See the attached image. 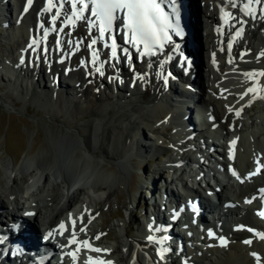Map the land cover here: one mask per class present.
<instances>
[{
    "label": "bare ground",
    "instance_id": "6f19581e",
    "mask_svg": "<svg viewBox=\"0 0 264 264\" xmlns=\"http://www.w3.org/2000/svg\"><path fill=\"white\" fill-rule=\"evenodd\" d=\"M53 3L52 11L46 12L47 0H33L31 6L27 0H0V24L6 30L1 37L9 48L6 59H0V79L6 75L24 99L31 94L46 115L61 113L66 127L50 130L56 142L31 157L26 153L19 163L0 157L5 178L0 185V256L4 257L0 264L13 260L12 264H256L252 252L258 253L264 264V240L248 231L264 222L254 211L257 188L264 185V108L255 109L256 100L264 102V76L259 75L264 71V0L252 5L254 15L242 11L247 2L235 8L223 32L219 31L220 0H201L200 9L196 0H190L193 31L182 36L177 46L183 59L172 51L168 57L140 61L131 47L132 54L120 48V57L112 63L106 44L109 32L101 39L92 20H76L74 25L67 22L60 33L52 30L53 15L60 13L55 21L57 29L62 20L68 21L72 10L70 0ZM203 23L206 65L203 79L195 81L187 61L199 52ZM47 28L50 31L45 37ZM32 35L37 36V43L29 47ZM93 39L96 44L89 47ZM72 47H76L74 54ZM89 49L99 54L95 64L89 62ZM101 64L103 75L96 72ZM245 72L253 75L247 77ZM249 88L256 91L244 95ZM194 105L206 108L200 112ZM193 111L198 112V124ZM245 117L251 119L248 128ZM145 126L151 132L146 138ZM77 127H84L87 133L74 135ZM170 127L174 128L172 136L164 135L161 140L159 135L169 132ZM120 129L126 133L123 149L118 151L111 143ZM60 132L66 134L63 148L56 138ZM185 146L196 149L197 154L187 158ZM132 148L144 153L159 148L176 150L167 163L173 170L183 166L175 180L186 196L166 187L158 197L161 201L163 197L171 199L174 204L167 201L165 208H160L154 200L137 232L120 223L122 238L103 242L99 239L102 229H91L90 225L103 207L101 201L117 198L123 179L116 172H104L99 158L105 156L127 169ZM165 165L160 168L165 169ZM23 177L25 181L19 183ZM205 181H215L218 190L213 194L218 206L212 207L195 189ZM192 198L201 199L202 211L193 213L187 208ZM29 222L27 233L24 227ZM37 232L46 234L49 248L54 250L43 262L34 259L42 252L39 242L32 240ZM221 236L227 237L225 244L219 241ZM13 237L18 239L20 255L11 252ZM69 253L77 259L74 261Z\"/></svg>",
    "mask_w": 264,
    "mask_h": 264
},
{
    "label": "rangeland",
    "instance_id": "374dc122",
    "mask_svg": "<svg viewBox=\"0 0 264 264\" xmlns=\"http://www.w3.org/2000/svg\"><path fill=\"white\" fill-rule=\"evenodd\" d=\"M198 2H200V0H198ZM4 27L0 24V59H6L9 50L7 43L1 37V35L6 32ZM201 34L203 35V39L198 49L199 52L194 56L195 59L192 62L194 63L192 71L190 70L191 74L196 79L195 81L203 79V69L204 65H206L203 53L206 43V29L204 24L201 27ZM199 36L200 35H197V37ZM191 65L190 63V66ZM166 71H168V69ZM2 75L3 80L2 78L0 79V157L13 158L15 163H19L26 153L31 157L38 152L39 149L42 150L48 146V144L56 142L53 141L54 139L51 136L52 130L58 131L61 128L66 130V127L63 124V115L61 113L54 116L53 114L46 115L43 106H41L39 102L32 100L31 94L24 99L18 86L12 82H8L5 78L6 75ZM196 92H198V89H196ZM255 104L256 110H263V101L256 100ZM244 120L245 127L248 128L251 119L245 117ZM170 128L169 132L159 135L161 140L164 138V135L172 136L174 128ZM62 133L63 132L56 133L57 141H59L60 144H64L66 137V134ZM72 133L78 136V133L86 134L87 130L84 127H77ZM125 133L126 130L124 129H120L116 132V136L111 143V147H113L114 150L121 151L123 149V136ZM148 134H151V132L146 126L143 127V136L146 138ZM152 137L153 135H150L149 139L153 141ZM182 141L184 140L182 139ZM183 151L187 155V158H191L193 155L197 154L196 149L186 146ZM175 152L177 151L173 149L164 150L159 148L154 153H144L132 148L129 167L127 169L123 168L121 163L105 156H100L98 151L95 152L100 156L99 160L103 165L104 172H116L123 179V183L119 184L117 198H113L106 202L101 201L103 207L100 209L99 215H96L97 217L94 220L96 222L93 221L90 225L91 229L94 227H96L95 229H102V235L99 238L100 241L114 242L116 239H121L122 232L120 231L122 227H120V223L126 227L128 231L137 232L138 228L143 225V221L148 218L150 205L154 203V200L157 202L159 201L158 196L160 192L166 187L171 190L173 189L175 193L177 189L179 190L175 177L182 171L183 166L173 170L170 169V164L167 163L168 156ZM163 163L167 165L165 169L160 168ZM3 176L4 172L2 168H0V185L5 183V178ZM25 179L26 177L20 178L18 182L23 183ZM15 196L21 200L20 193H17ZM24 214L26 217L27 213L24 212ZM14 250L15 246L12 241L11 251L14 252ZM165 253L163 252V256H165ZM3 260L4 257L0 256V261L2 262Z\"/></svg>",
    "mask_w": 264,
    "mask_h": 264
},
{
    "label": "snow or ice",
    "instance_id": "6c2138e0",
    "mask_svg": "<svg viewBox=\"0 0 264 264\" xmlns=\"http://www.w3.org/2000/svg\"><path fill=\"white\" fill-rule=\"evenodd\" d=\"M71 6H72V12L71 15L68 17V23L69 24H75L76 20L80 19H87L83 15L84 9L88 8V3H85V0H70ZM91 4L93 5L92 8V15L97 18L99 21V33L100 38L103 39L105 32L110 31L112 28L113 21L117 19L116 13L118 10L125 11L124 16V27L128 30V32L131 34L130 39L127 42L132 43L134 46H138L140 44H143V52H141V55H154L155 52L153 49L157 46L163 47V41L170 40V37L167 34L166 28L172 27V23L168 17V15L163 11L160 4L157 2V0H90ZM33 3V0H27V5L31 6ZM262 3V0H247V3L244 5L242 11H244L245 15H254L256 12V9L252 7L253 4L260 5ZM77 4L83 5V7L79 10H77ZM233 6H235V3L233 2ZM53 7H55L53 0H47V7H45L44 11L51 12ZM60 7H63V4L60 5ZM25 11L28 9L25 8ZM264 11V9H261ZM60 13L59 11L56 12L55 15L52 17V23H53V31H56L55 28V21L59 17ZM230 15V14H227ZM73 17L75 19H73ZM178 19V17H177ZM44 26L41 25V28ZM90 28H91V22H90ZM178 28V25H177ZM60 31H63V29H60ZM242 31V30H241ZM48 30L45 29L44 36L47 37ZM237 35H240V32H237ZM33 44H36L37 41H33ZM59 43V41H57ZM96 44V40L93 39L92 43L89 45V47H92V45ZM32 45H29L31 47ZM229 49H231V44L228 45ZM112 56L116 57V43L115 40L112 42ZM127 51V50H125ZM139 51V48H138ZM215 55V54H213ZM262 56H264V52L261 53ZM93 56V64H95L96 60L99 59V54L97 52L92 53ZM215 63V61H213ZM83 63V61H81ZM103 65L101 64L100 67L96 68V72H99L100 75H103L104 73L101 71V68ZM245 76L251 77L253 73L251 72H245ZM259 75L264 76V71H261ZM142 79V77H141ZM256 89L249 88L247 92L244 93V95H247L248 92H255ZM241 99H243V96H241ZM239 115V112L236 113ZM236 141H231L232 145H235ZM229 157H233V153L230 151ZM259 171V168L257 169V172ZM232 174L234 176H237V179H240V177L237 175L236 171L233 170ZM256 173H251L250 175H255ZM261 192H264V189H260ZM248 203H251L252 201H247ZM257 215L264 218V210L258 211ZM73 223H75L73 221ZM65 228V225L61 223L60 229L63 230ZM248 231H252V229H248ZM51 235V233H49ZM209 236H212L213 233L210 231L208 233ZM260 236V239L264 240V232L258 234ZM48 237L46 236L45 239ZM98 238V237H97ZM148 239H152V237H149ZM75 242V240H73ZM86 247H91L88 243V241L82 242ZM226 242L221 238V244H225ZM244 243L251 244V240H245ZM94 252H100L102 251L99 248H92L91 249ZM68 255L72 256V259L75 261L77 257L74 253H69ZM251 255L255 258L256 264H261V257L258 253L252 252ZM91 260V258H89ZM93 264H104L102 261H94ZM108 264H111V262H108Z\"/></svg>",
    "mask_w": 264,
    "mask_h": 264
},
{
    "label": "water",
    "instance_id": "95a60500",
    "mask_svg": "<svg viewBox=\"0 0 264 264\" xmlns=\"http://www.w3.org/2000/svg\"><path fill=\"white\" fill-rule=\"evenodd\" d=\"M193 65H194V63H193ZM193 65L191 66V68L193 67Z\"/></svg>",
    "mask_w": 264,
    "mask_h": 264
}]
</instances>
